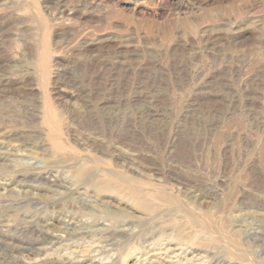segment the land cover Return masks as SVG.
I'll return each mask as SVG.
<instances>
[{
	"label": "rangeland",
	"instance_id": "obj_1",
	"mask_svg": "<svg viewBox=\"0 0 264 264\" xmlns=\"http://www.w3.org/2000/svg\"><path fill=\"white\" fill-rule=\"evenodd\" d=\"M0 264H264V0H0Z\"/></svg>",
	"mask_w": 264,
	"mask_h": 264
},
{
	"label": "bare ground",
	"instance_id": "obj_2",
	"mask_svg": "<svg viewBox=\"0 0 264 264\" xmlns=\"http://www.w3.org/2000/svg\"><path fill=\"white\" fill-rule=\"evenodd\" d=\"M173 254H174V253H173ZM170 255H171V254H170ZM178 257H179V256H178L177 254H174V255L168 257V259H169L170 261H174V260H177Z\"/></svg>",
	"mask_w": 264,
	"mask_h": 264
}]
</instances>
